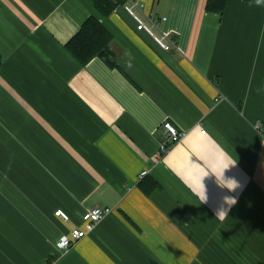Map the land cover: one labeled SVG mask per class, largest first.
Returning a JSON list of instances; mask_svg holds the SVG:
<instances>
[{"label": "crops", "instance_id": "obj_1", "mask_svg": "<svg viewBox=\"0 0 264 264\" xmlns=\"http://www.w3.org/2000/svg\"><path fill=\"white\" fill-rule=\"evenodd\" d=\"M140 2L175 47L124 0H0V264H264V0ZM91 15L117 66L66 48ZM165 120L184 134L155 160Z\"/></svg>", "mask_w": 264, "mask_h": 264}, {"label": "built area", "instance_id": "obj_2", "mask_svg": "<svg viewBox=\"0 0 264 264\" xmlns=\"http://www.w3.org/2000/svg\"><path fill=\"white\" fill-rule=\"evenodd\" d=\"M123 8L132 16L135 21V27L137 30H143L149 33L154 40L163 49H170L175 47V41L172 34L168 30L161 28V22L165 20V17L161 18L152 17V15L146 12L144 4L140 0H124L122 4ZM113 11H117V6L113 8ZM159 147L154 155V159L161 158L169 148L177 141L181 139L184 132L177 128L169 120H165L159 126ZM201 132H205V129H201ZM146 171H142L141 175ZM110 211L109 207L93 206L87 208L81 214V224L73 226L70 230L62 234L56 241V246L60 251H66L79 239L86 236L96 224ZM55 215L60 216L66 220L69 218L68 214L58 209L54 212Z\"/></svg>", "mask_w": 264, "mask_h": 264}, {"label": "trees", "instance_id": "obj_3", "mask_svg": "<svg viewBox=\"0 0 264 264\" xmlns=\"http://www.w3.org/2000/svg\"><path fill=\"white\" fill-rule=\"evenodd\" d=\"M121 0H94V6L101 14H108L114 4ZM227 0H206L205 10L221 13ZM259 2L260 0H246ZM68 51L81 63H87L92 57H100L107 65L117 66V49L113 37L94 15L87 17L78 31L66 43ZM2 56L0 54V63Z\"/></svg>", "mask_w": 264, "mask_h": 264}]
</instances>
